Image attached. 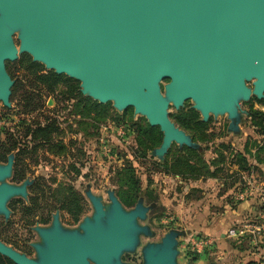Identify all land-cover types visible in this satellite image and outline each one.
<instances>
[{
  "label": "water",
  "instance_id": "water-1",
  "mask_svg": "<svg viewBox=\"0 0 264 264\" xmlns=\"http://www.w3.org/2000/svg\"><path fill=\"white\" fill-rule=\"evenodd\" d=\"M22 53L79 80L94 100L133 107L159 126L163 141L153 154L163 157L174 142L199 147L170 118V105L179 109L190 99L204 121L228 114L229 130L237 132L241 101L264 98V0H0V101L8 107L14 79L6 62ZM13 158L0 163L6 218L9 200L26 196L32 183L7 181ZM86 193L94 213L79 228L64 227L57 213L50 226L36 227V257L2 240L0 253L16 264H133L122 256L151 234L140 223L150 206L140 200L128 210L112 190L105 206ZM179 234L147 243L141 264H179Z\"/></svg>",
  "mask_w": 264,
  "mask_h": 264
},
{
  "label": "rangeland",
  "instance_id": "rangeland-1",
  "mask_svg": "<svg viewBox=\"0 0 264 264\" xmlns=\"http://www.w3.org/2000/svg\"><path fill=\"white\" fill-rule=\"evenodd\" d=\"M25 54L6 62L19 87L11 94V107L0 101V163L13 151L14 172L7 181L36 182L28 186L26 196L9 200L8 222L0 215V239L36 257L33 243L41 240L37 226H48L52 214L59 213L64 227L79 228L94 213L87 189L105 206L111 203L112 190L128 210L140 200L150 206L140 223L148 225L151 234L140 236L137 248L122 256L125 262L141 264L143 247L171 230L180 232L179 264L264 261V128L248 114L252 109L264 111L261 99L253 95L241 101L237 132L229 130L228 114H211L204 121L190 99L179 109L170 105V118L199 147L188 154L186 145L174 142L159 157L153 154L163 141L159 126L161 142L142 135L141 129L151 124L133 107L122 111L109 101L102 103L111 105L108 114L91 111L81 82L66 74L53 86L36 82L23 65ZM248 85L253 87L252 81ZM191 109L206 128L189 121L187 128L183 125L180 117ZM49 126L53 129L35 131ZM186 158L193 168L185 164ZM230 229L236 234H229ZM201 238L208 241L204 247L193 243Z\"/></svg>",
  "mask_w": 264,
  "mask_h": 264
},
{
  "label": "trees",
  "instance_id": "trees-1",
  "mask_svg": "<svg viewBox=\"0 0 264 264\" xmlns=\"http://www.w3.org/2000/svg\"><path fill=\"white\" fill-rule=\"evenodd\" d=\"M23 56H24L22 58L23 65H25L24 67L27 70H29V69L32 70L31 73L32 74H35V77H36V80L35 81L36 82H39V83H42V84H50V85L53 86V85L58 84L60 81H63L64 76H65L64 74H58V73H56L53 70H46L41 63L32 61V58L29 55L25 54ZM25 62H26V64H24ZM6 65L8 66L7 63H6ZM18 87H19V80H17L15 82V84L13 85V88H12L13 94L15 93V90ZM28 93L30 95V91H28ZM84 100H86V105H88L87 100L90 101V103H91L90 110L91 111L92 110H94V111L97 110V112H99L100 114H108L110 112V110L112 109V107H111L110 104H102V103L96 102V101H94L91 98L86 97V96H84ZM259 102L262 103V104H264V98L261 99V100H259ZM31 104H32L31 98H27L26 99V105L25 106L29 107V106H31ZM248 114L251 115L254 118L255 123H256V120H257L258 123H259V125H261L264 128V111L252 109V110H250V112H248ZM186 116L190 120H185ZM199 117L200 116H199L198 112L195 111V110H193V109H191L189 111V113L182 114V116L180 117V119L183 120V125L186 128H187V124H186L187 121L193 122L195 125L197 124L196 125L197 127L202 126L203 128L204 127L206 128L207 127V123L204 122V121H202V120H199ZM52 129H53V127H51V126L45 127V128L38 127V128L35 129V131L36 132H45V131H49V130H52ZM141 131H142V135L143 136L146 135L148 139H152L153 141L157 140L159 142H161V140H162V133L160 132L159 127H155V126H151V125L147 124V127L142 128ZM184 150L188 154L189 153H193V152L195 153L196 152L195 149L189 148V147H186V146L184 147ZM1 155L2 154H0V157H1ZM180 158L181 157H178L177 159H180ZM186 160H187V162L185 164L186 165H189L190 164V162H188L189 161V158H186ZM191 167L193 168L192 165H191ZM7 263L14 264L9 258L4 257V256H2L0 254V264H7Z\"/></svg>",
  "mask_w": 264,
  "mask_h": 264
},
{
  "label": "flooded vegetation",
  "instance_id": "flooded-vegetation-1",
  "mask_svg": "<svg viewBox=\"0 0 264 264\" xmlns=\"http://www.w3.org/2000/svg\"><path fill=\"white\" fill-rule=\"evenodd\" d=\"M13 155L14 156V158H13V161H14V163H13V169H12V174H13V172H14V166H15V161H16V155L15 154H13V151L12 152H10V153H8L7 154V156H6V161H2L1 163L2 164H5V163H7L8 162V160H9V156L10 155ZM11 174V175H12ZM24 182V181H23ZM36 182V180L33 182V183H31V184H29V185H27V188H28V186H31V185H33L34 183ZM22 184V183H21ZM8 208H9V206H8ZM10 209V208H9ZM11 211V210H10ZM57 214V213H56ZM58 215H59V218H60V214L58 213ZM54 216H55V214H52V216H51V220H50V222H49V224H48V226H50L52 223H53V220H54ZM8 218H5V222H8ZM61 221V220H60ZM44 227H46V226H44ZM0 240H2V239H0ZM4 243H6L4 240H2ZM7 244V243H6ZM7 245H9V244H7ZM9 246H11V247H13L14 249H15V247L14 246H12V245H9ZM17 251H19L18 249H16ZM19 252H21V251H19ZM21 253H24V252H21ZM26 254V253H25ZM27 255V254H26ZM28 256V255H27ZM30 257V256H29ZM8 258V257H7Z\"/></svg>",
  "mask_w": 264,
  "mask_h": 264
},
{
  "label": "built area",
  "instance_id": "built-area-1",
  "mask_svg": "<svg viewBox=\"0 0 264 264\" xmlns=\"http://www.w3.org/2000/svg\"><path fill=\"white\" fill-rule=\"evenodd\" d=\"M229 234L235 235L236 234V230L235 229H230L229 230ZM193 243H195L197 246L204 247L205 244L208 243V241H205V240H203V238H201V239H198V241L197 240L196 241L194 240Z\"/></svg>",
  "mask_w": 264,
  "mask_h": 264
},
{
  "label": "crops",
  "instance_id": "crops-1",
  "mask_svg": "<svg viewBox=\"0 0 264 264\" xmlns=\"http://www.w3.org/2000/svg\"><path fill=\"white\" fill-rule=\"evenodd\" d=\"M195 228H196V227H195ZM259 264H264V261H263V260H262V261H260V262H259Z\"/></svg>",
  "mask_w": 264,
  "mask_h": 264
}]
</instances>
